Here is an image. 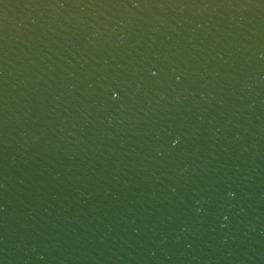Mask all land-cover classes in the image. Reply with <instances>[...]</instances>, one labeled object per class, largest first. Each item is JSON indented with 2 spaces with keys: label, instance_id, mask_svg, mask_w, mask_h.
I'll return each mask as SVG.
<instances>
[{
  "label": "water",
  "instance_id": "1",
  "mask_svg": "<svg viewBox=\"0 0 264 264\" xmlns=\"http://www.w3.org/2000/svg\"><path fill=\"white\" fill-rule=\"evenodd\" d=\"M0 264H264V0H0Z\"/></svg>",
  "mask_w": 264,
  "mask_h": 264
},
{
  "label": "snow or ice",
  "instance_id": "2",
  "mask_svg": "<svg viewBox=\"0 0 264 264\" xmlns=\"http://www.w3.org/2000/svg\"><path fill=\"white\" fill-rule=\"evenodd\" d=\"M153 75H155V73H153ZM177 143H178V141H177Z\"/></svg>",
  "mask_w": 264,
  "mask_h": 264
}]
</instances>
